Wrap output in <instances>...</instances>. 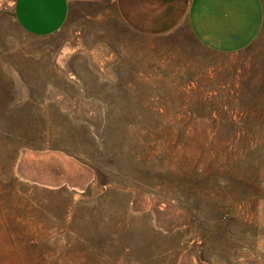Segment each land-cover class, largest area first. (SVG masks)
<instances>
[{
	"label": "rangeland",
	"instance_id": "obj_1",
	"mask_svg": "<svg viewBox=\"0 0 264 264\" xmlns=\"http://www.w3.org/2000/svg\"><path fill=\"white\" fill-rule=\"evenodd\" d=\"M260 2L223 53L110 1L32 37L0 0V264H264Z\"/></svg>",
	"mask_w": 264,
	"mask_h": 264
},
{
	"label": "crops",
	"instance_id": "obj_2",
	"mask_svg": "<svg viewBox=\"0 0 264 264\" xmlns=\"http://www.w3.org/2000/svg\"><path fill=\"white\" fill-rule=\"evenodd\" d=\"M110 1L134 33L156 36L186 24L204 47L215 52L245 48L259 33L260 0H11L15 23L32 37L57 33L73 9Z\"/></svg>",
	"mask_w": 264,
	"mask_h": 264
}]
</instances>
